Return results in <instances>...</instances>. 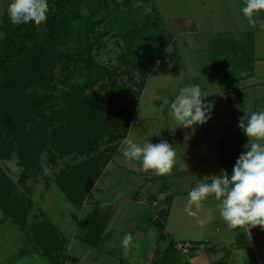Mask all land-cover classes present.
<instances>
[{
  "label": "rangeland",
  "instance_id": "obj_1",
  "mask_svg": "<svg viewBox=\"0 0 264 264\" xmlns=\"http://www.w3.org/2000/svg\"><path fill=\"white\" fill-rule=\"evenodd\" d=\"M218 1L81 0L72 11L70 35L54 41L51 49L56 53L87 49L84 57L57 62L49 71L50 83L42 82L26 94L40 98L52 92L57 98L70 95L80 102L93 96L101 104L110 87L125 88L121 99L108 103V109L110 115L121 111L129 116V127L123 136L117 129L120 137L114 136L92 154L96 158L102 153L95 168H84L88 156L68 149L62 154L50 142L53 128H60L59 117H51L50 109L43 111L45 119L34 115L27 125L32 144L42 142L43 133L48 136L47 143L34 149L37 159L29 166H35L24 172L18 151L0 158L4 173L0 264H52L33 244L36 237L28 234L36 223L44 224V230L55 227L53 255L63 253L65 264H151L170 240L182 254L178 264H260L249 229L229 228L214 195L202 201L200 209L193 208L196 216L186 211L188 192L199 181L222 170L232 174L248 143L238 127L239 118L245 112L264 111V11L256 14L252 27L240 14L243 0ZM8 3L0 0V45L15 26L7 15ZM215 3L224 29L207 21L206 13H214ZM36 37L45 41L43 25L36 29ZM135 62L140 70L131 67ZM147 62L153 64L149 71ZM188 85H199L205 103L214 102V107L203 125L180 128L170 114V104L179 89ZM91 99L85 100L90 103ZM2 138L8 143L1 139L0 151L23 142L13 134ZM126 139L141 145L162 140L173 145L177 155L172 174L158 176L143 171L138 161L126 163L122 155ZM78 171H87L88 176L100 173L88 189V176L84 181L73 177ZM67 186L74 188L76 202L66 197ZM167 197L171 206L163 223L168 236L160 242V230L152 220L166 207ZM102 224L104 241L98 246L81 239L89 228L93 238L98 236L100 232L94 230ZM126 233L133 236L127 252L122 247ZM245 238L249 246L244 248L239 243ZM178 245L196 248L184 253Z\"/></svg>",
  "mask_w": 264,
  "mask_h": 264
},
{
  "label": "trees",
  "instance_id": "obj_2",
  "mask_svg": "<svg viewBox=\"0 0 264 264\" xmlns=\"http://www.w3.org/2000/svg\"><path fill=\"white\" fill-rule=\"evenodd\" d=\"M80 2L81 0H48L50 11L47 21L42 24L46 38L44 42L39 41L36 37L37 27L29 23L15 25L11 33L7 35L6 42L0 45V140H5L2 138L3 135L8 136L10 134L17 137L19 142L23 138V142H20V146L18 147L6 145L5 149L0 151V158L7 159L11 153L18 151L21 156L22 165L24 166V172H27L30 167L36 164L29 166L37 159V153L34 149H37L39 144L41 146L42 143L43 145L47 143L48 136L43 133L42 142L39 141L40 143H36V145L32 144L33 141L29 138L30 131L27 129V125L30 124L34 115L42 114L43 119L47 118L43 114L45 109H50L52 113L51 117H59L61 121L60 128H53L50 142L55 144V148L62 154L68 149L70 153L88 156L87 160L89 161L84 162L81 166L84 168L94 167L95 161L102 157V153H99V156L96 158L92 154L97 153L101 146L105 148L114 136L116 138L120 137L118 136L117 129L120 128V133L123 136L129 127V116L127 117L119 113L121 111H118L115 115H110L108 109V103L121 99V91L124 92L125 88L120 87L116 89L110 87L111 90L109 89L107 91L108 94L101 99V104H98L93 96L82 97V102H80V98L69 97L70 95L57 98L52 95V92L51 94L47 92V95L44 94L40 98L31 97L26 94L32 89L34 91L35 89L37 90V87L42 82L45 84L50 83L52 75H49V71L53 70L57 62L62 60L72 61L84 57L87 49L78 48L66 51L61 49L57 53L55 49H51L54 41L57 39L61 40L63 37L70 35L72 28L69 27V23L75 19L72 11L77 9ZM141 30L143 31L142 28L139 31ZM132 32L131 35L134 34ZM129 50L131 51V49ZM84 62H86L85 59ZM146 65L148 71L153 68V64L151 63L147 62ZM138 66L136 62L131 64L132 68L140 70ZM114 84H116L115 81H113ZM72 89H74V86H72ZM85 99H91V102L87 103ZM63 122L66 123L65 126L62 124ZM43 128L45 132L46 127L44 124ZM21 134L27 135L21 137L19 136ZM99 173L97 171L94 175L88 176L87 171H82V173L78 171L73 174L74 176H71L75 177L76 180L83 179V181L88 176L87 181L89 183L87 187L89 189ZM3 174L0 169V185H2ZM71 179L74 180V178ZM78 188L80 189L79 186H77ZM73 189L72 186L71 188L67 186L66 190H63L71 203L76 202L77 198V194L73 192ZM81 191H83L82 187ZM165 201L167 208L159 210L158 218L152 220V224L160 230L158 236L160 242L166 240L168 236L165 232L163 220L167 217L170 210L171 198L167 197ZM43 225L41 223L32 224L28 229V234L31 233L29 234L32 235L31 237H36L33 244L37 246L45 258L50 260V262L52 261V264H65L63 253L60 254L58 252L53 255L54 250L52 249V245L54 244L52 239H55V227L49 225V228L44 230ZM102 227L103 224L101 228L96 226L94 231L100 232V234L95 238H93L95 236L93 228H89L87 229L89 233L87 232L81 239L86 244L88 242V244L98 246L104 241V229ZM174 243V240H170L161 254L156 251L158 254L151 261V264H178L181 259L180 255L182 254L176 250ZM239 246L248 247L249 242L247 238L243 240V243H239ZM193 247L195 246H192L190 251L196 248ZM184 264L188 263L185 262Z\"/></svg>",
  "mask_w": 264,
  "mask_h": 264
},
{
  "label": "clouds",
  "instance_id": "obj_3",
  "mask_svg": "<svg viewBox=\"0 0 264 264\" xmlns=\"http://www.w3.org/2000/svg\"><path fill=\"white\" fill-rule=\"evenodd\" d=\"M6 11L13 25L31 23L39 28L47 21L50 8L48 0H9ZM261 11H264V0H243L240 7V14L252 27L256 25V14ZM205 98L199 85L179 89L170 104V114L180 128H194L211 118L214 102L205 103ZM238 127L247 136L248 143L236 160L232 174L229 176L222 170L199 181L188 192L186 211L189 216H196L193 208L200 209L202 201L214 195L220 201L219 214L229 228H264V111L245 112L239 118ZM122 155L126 163L138 161L143 171L164 176L172 174L177 154L173 145L164 140L141 145L126 139ZM44 171L47 174L49 169L44 166ZM132 243V234L126 233L122 238L125 252Z\"/></svg>",
  "mask_w": 264,
  "mask_h": 264
},
{
  "label": "water",
  "instance_id": "obj_4",
  "mask_svg": "<svg viewBox=\"0 0 264 264\" xmlns=\"http://www.w3.org/2000/svg\"><path fill=\"white\" fill-rule=\"evenodd\" d=\"M250 238L260 264H264V228L256 226L249 229Z\"/></svg>",
  "mask_w": 264,
  "mask_h": 264
},
{
  "label": "crops",
  "instance_id": "obj_5",
  "mask_svg": "<svg viewBox=\"0 0 264 264\" xmlns=\"http://www.w3.org/2000/svg\"><path fill=\"white\" fill-rule=\"evenodd\" d=\"M210 2H212V0H210ZM218 2H220V0L218 1ZM210 4V3H209ZM218 8V4H216L215 3V8H214V13H212V11H211V14H209L208 12L206 13V17H209L208 18V22L211 24V26L212 27H214V28H223L224 29V27H223V21H220L219 20V16H220V12H219V9H217ZM217 9V10H216ZM196 10H197V14H201L202 12H200L199 10H200V8L198 9V8H196ZM217 13H219V14H217ZM215 14H217V16L215 15ZM169 19H172V20H176L175 18H173L172 16L171 17H169ZM177 20H180V19H177ZM212 20V21H211ZM181 21V20H180ZM215 23H217V25H215ZM220 25V26H219Z\"/></svg>",
  "mask_w": 264,
  "mask_h": 264
},
{
  "label": "built area",
  "instance_id": "obj_6",
  "mask_svg": "<svg viewBox=\"0 0 264 264\" xmlns=\"http://www.w3.org/2000/svg\"><path fill=\"white\" fill-rule=\"evenodd\" d=\"M178 249H181V251H183L184 253H188L190 250V246L189 245H185L184 247L183 246H180V245H178V246H176Z\"/></svg>",
  "mask_w": 264,
  "mask_h": 264
}]
</instances>
